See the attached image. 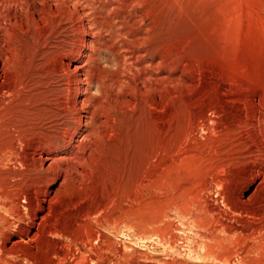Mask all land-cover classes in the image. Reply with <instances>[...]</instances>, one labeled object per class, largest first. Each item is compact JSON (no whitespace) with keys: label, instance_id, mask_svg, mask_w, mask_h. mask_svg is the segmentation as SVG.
I'll return each mask as SVG.
<instances>
[{"label":"rangeland","instance_id":"rangeland-1","mask_svg":"<svg viewBox=\"0 0 264 264\" xmlns=\"http://www.w3.org/2000/svg\"><path fill=\"white\" fill-rule=\"evenodd\" d=\"M130 1L121 13L130 18L129 40L111 43L101 55V65L107 85L116 84L120 75L135 82L123 94L118 89L112 92L113 98L131 104L115 109V122L103 129L104 136L96 144L93 165L79 170L78 212L58 223L62 236L56 239L57 244H50L65 253V259L49 254L39 244L38 264H264L263 237L226 238L219 230L220 222L239 228L261 224L246 216L234 218L218 197L219 180L229 173L213 175L211 168L230 143L229 134L218 129L208 133L198 130L186 138L194 124L201 123L204 109L211 103V96L200 100L201 92L219 89L229 80L239 85L222 88L229 91L223 98L225 107L228 113L244 110L233 122L231 141L243 133L239 121L250 120L246 108L264 113V0ZM8 12L12 13V8ZM30 47L17 55L18 65L32 57ZM151 61L156 66L147 83L159 87L156 92H141L144 74L140 70L149 69ZM51 65L37 72L41 75L38 92L45 93L48 112L38 113L37 107L29 110L33 115L36 112L37 117L28 118L36 125H53L56 100L62 105L71 98L66 90L71 76L59 70L55 73ZM11 69L0 71V84L16 80ZM98 87L90 88L95 98L100 97ZM87 95L81 99H88ZM2 97L6 110L0 112V133L1 125L12 123L17 114L12 113V94ZM241 101L247 103L239 104ZM217 119L223 124L225 116ZM20 145H15L17 151L26 154ZM4 169L20 172L23 168L11 155ZM242 186H236V196L243 188L245 197L250 196L254 185ZM263 204L264 192H259L244 207L254 210ZM0 215L8 216L1 208ZM95 252L101 256L97 262L92 261ZM13 260L14 264H29Z\"/></svg>","mask_w":264,"mask_h":264},{"label":"bare ground","instance_id":"bare-ground-1","mask_svg":"<svg viewBox=\"0 0 264 264\" xmlns=\"http://www.w3.org/2000/svg\"><path fill=\"white\" fill-rule=\"evenodd\" d=\"M130 2L0 0V71L3 73L12 68V75L16 76L12 84H0V112L6 106L2 94H12V113L17 111V114H12V123L4 127L1 125L3 131L0 133V208L8 215H0V264H14V258L38 264L39 244L49 254L52 253L61 260L66 257L65 253L50 244H57L56 239L62 236L58 223L69 213L78 212L75 194L82 176L79 170L85 171L93 165L96 144L104 136L103 129L115 122V109L131 104V101L113 98L112 92L118 89L119 94H123L127 89L131 90L135 82L131 83L130 78L120 75L116 77V84L109 86L106 83L109 81L102 77L104 70L101 65V55L111 43L116 45L114 43L117 40L123 43L125 39L129 40L126 31L130 26V18L121 13ZM10 8L12 13L8 12ZM144 35L147 36L143 34V37ZM143 37L138 39L139 42L144 41ZM26 47L31 48L32 57L20 66L16 62L17 55L23 54L22 48ZM67 47L70 49H66ZM127 49L125 51L129 52ZM47 64L53 65L55 73L59 70L60 74L71 76L66 84L71 98L62 105L61 100H56L59 104L55 107L56 111L53 110L57 112L53 125H36L28 118L37 117L36 112H48V107L45 108L47 97L45 93L38 92L41 75H37L39 69L45 65L47 67ZM149 66V69L140 70L144 74L143 83L139 84L140 91L145 93L156 92L159 87V84L150 86L147 83L152 77L149 72L156 65L151 61ZM126 70L129 72L130 69L127 67ZM170 78L166 77L169 84ZM236 82L229 80L223 82L224 85L219 89L201 92L200 100L211 96V103L206 105L201 123L194 124L186 138L189 139L198 130L208 133L218 129L229 134L230 143L222 149L223 155L218 154L220 160L211 168L213 175L229 173L227 178L219 180L218 197L234 218L246 216L260 220L261 224L239 228L220 222L219 230L226 238H264V204L254 210L244 207L256 193L264 192V113L253 107L248 110L247 106L245 110L246 113H251L250 120L239 121L238 125L243 133L239 139L231 141L233 122L244 110L228 113L223 98L229 91L222 88H237ZM95 84L99 86V98L90 94V88ZM237 84L239 85L238 82ZM87 92L89 98L82 100L81 96ZM245 103L247 102H239ZM23 108L28 110L24 111ZM34 108L37 109L36 112L34 111V115L30 114L29 110H35ZM220 115L225 116L223 124L217 119ZM17 143L26 148V154L17 151ZM11 155L21 164L23 169L20 172L4 169ZM237 185H254V189L248 197H245L244 188L236 196ZM34 244L35 248L32 247ZM94 255L92 261H99L100 254Z\"/></svg>","mask_w":264,"mask_h":264}]
</instances>
